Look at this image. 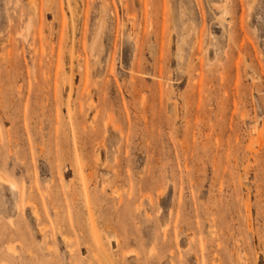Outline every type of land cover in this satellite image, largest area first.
I'll return each instance as SVG.
<instances>
[{
  "label": "rangeland",
  "instance_id": "374dc122",
  "mask_svg": "<svg viewBox=\"0 0 264 264\" xmlns=\"http://www.w3.org/2000/svg\"><path fill=\"white\" fill-rule=\"evenodd\" d=\"M0 264H264V0H0Z\"/></svg>",
  "mask_w": 264,
  "mask_h": 264
}]
</instances>
